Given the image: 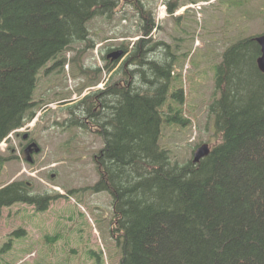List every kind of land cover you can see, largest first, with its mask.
<instances>
[{
  "label": "trees",
  "instance_id": "obj_1",
  "mask_svg": "<svg viewBox=\"0 0 264 264\" xmlns=\"http://www.w3.org/2000/svg\"><path fill=\"white\" fill-rule=\"evenodd\" d=\"M121 1L136 11L141 36L132 47L125 41L112 46L103 60L112 72L127 56L124 74L71 105L66 121L86 126L85 118L73 115L86 103L91 125L104 139L92 188L112 196L120 264H264V72L253 35L228 46L217 65L209 114L220 141L200 162L181 163L160 141L164 121L190 122L185 88L172 83L174 52L172 62L150 53L161 44L148 45L158 27L153 8L144 0H0V144L36 116L42 69L64 64V54L78 42L93 46L90 22L99 14L111 20ZM168 5L174 15L184 4ZM119 49L121 57H110ZM10 158L14 154H0V163ZM61 196L30 194L16 180L0 189V208L23 203L45 211Z\"/></svg>",
  "mask_w": 264,
  "mask_h": 264
},
{
  "label": "rangeland",
  "instance_id": "obj_2",
  "mask_svg": "<svg viewBox=\"0 0 264 264\" xmlns=\"http://www.w3.org/2000/svg\"><path fill=\"white\" fill-rule=\"evenodd\" d=\"M144 1L155 10L158 25L148 45L161 43L150 53L157 61L172 62L173 51L177 57L171 81L185 88V116L190 122L181 126L164 121L160 141L171 150L173 160L184 163L203 143L212 147L220 141L209 114L217 65L235 41L264 34V0H176L184 5L174 15L169 14V0ZM198 1H203L201 10L194 8ZM118 9L111 20L99 14L90 22L93 46L78 42L64 54V64L48 73L42 69L35 91L41 99L36 116L0 144L4 157L14 154L0 163V188L20 180L35 195H64L45 211L23 203L3 209L0 264H120L121 248L112 234V196L92 188L99 180L95 155L104 139L91 125L86 103L73 114L85 118L86 126L69 127L66 122L72 117L71 105L93 97L124 74L120 68L127 56L112 72L103 56L123 41L132 47L141 33L134 8L121 1ZM163 109L165 116L171 114L168 106ZM25 133L40 148L32 162L26 160Z\"/></svg>",
  "mask_w": 264,
  "mask_h": 264
},
{
  "label": "water",
  "instance_id": "obj_3",
  "mask_svg": "<svg viewBox=\"0 0 264 264\" xmlns=\"http://www.w3.org/2000/svg\"><path fill=\"white\" fill-rule=\"evenodd\" d=\"M255 39L256 41L259 43V45L261 46V49H262V54L260 55V57L258 58V66L260 68L261 71L264 72V34H261V35H257L255 36ZM123 54V50H116L114 51L113 53L110 54V57H113V58H119L121 57ZM28 137V134L26 133L24 135V138H27ZM40 151V148L37 146V143L36 142H32L28 148H27V155H28V160H31L32 159V154L33 152H39ZM211 152V146L209 143H203L202 145H200L195 153H194V157H193V160L194 162L198 163L201 161L202 158L208 156Z\"/></svg>",
  "mask_w": 264,
  "mask_h": 264
},
{
  "label": "flooded vegetation",
  "instance_id": "obj_4",
  "mask_svg": "<svg viewBox=\"0 0 264 264\" xmlns=\"http://www.w3.org/2000/svg\"><path fill=\"white\" fill-rule=\"evenodd\" d=\"M26 134V133H25ZM24 134V135H25ZM28 134V137L27 138H24V139H26L27 140V146H26V151H27V148H28V146L32 143V142H35L31 137H30V134L29 133H27ZM24 135H23V137H24ZM34 153H36V152H33V154ZM32 154V155H33ZM27 157H28V155H27ZM28 159V158H27ZM29 161H33V159H31V160H29ZM12 182H14V181H12ZM11 183V182H10ZM10 183H8V184H10ZM7 184V185H8ZM7 185H5V186H7ZM4 187V186H3ZM3 187H1V188H3ZM28 187H29V185H28ZM0 188V189H1ZM31 188V187H30ZM30 188H29V192H30V194H33L32 193V191L30 190ZM14 205V204H13ZM13 205H10V206H4V207H2V208H0V214H1V212L3 211V209H5V208H10L11 206H13Z\"/></svg>",
  "mask_w": 264,
  "mask_h": 264
},
{
  "label": "built area",
  "instance_id": "obj_5",
  "mask_svg": "<svg viewBox=\"0 0 264 264\" xmlns=\"http://www.w3.org/2000/svg\"><path fill=\"white\" fill-rule=\"evenodd\" d=\"M202 5H203V2L196 3V4H194V8H197V10H198V9L201 10L202 7H203ZM164 8H165V6H164Z\"/></svg>",
  "mask_w": 264,
  "mask_h": 264
},
{
  "label": "bare ground",
  "instance_id": "obj_6",
  "mask_svg": "<svg viewBox=\"0 0 264 264\" xmlns=\"http://www.w3.org/2000/svg\"><path fill=\"white\" fill-rule=\"evenodd\" d=\"M162 9H163V7H162ZM162 14H163V15L165 14V11H164V10L162 11Z\"/></svg>",
  "mask_w": 264,
  "mask_h": 264
}]
</instances>
